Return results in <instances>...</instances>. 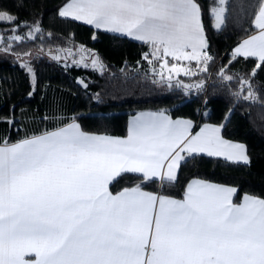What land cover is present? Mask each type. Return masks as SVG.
I'll return each instance as SVG.
<instances>
[{
    "label": "snow or ice",
    "instance_id": "snow-or-ice-1",
    "mask_svg": "<svg viewBox=\"0 0 264 264\" xmlns=\"http://www.w3.org/2000/svg\"><path fill=\"white\" fill-rule=\"evenodd\" d=\"M214 12L219 29L224 9ZM59 15L150 45L144 59L163 61L169 73L151 69L160 77L154 83L186 94L202 90V82L174 80L172 73H196L178 63L168 67L166 59L196 61L204 71L213 59L197 0H71ZM16 20L0 11V22ZM252 23L258 34L239 44L232 60L256 57L264 64V4ZM30 27L29 37L41 31ZM91 65L104 70L98 56ZM21 67L35 79L30 63ZM245 86L247 99L251 84ZM192 127L160 110L138 114L124 138L87 133L73 118L52 131L0 141V264H264V198L245 194L236 202V187L206 180H193L180 199L144 190L153 180L175 182L192 154L250 162L245 145L221 136L223 126L195 134ZM122 174L141 180L114 194L109 186Z\"/></svg>",
    "mask_w": 264,
    "mask_h": 264
},
{
    "label": "trees",
    "instance_id": "trees-1",
    "mask_svg": "<svg viewBox=\"0 0 264 264\" xmlns=\"http://www.w3.org/2000/svg\"><path fill=\"white\" fill-rule=\"evenodd\" d=\"M68 1L0 0V11L17 17L15 23L0 22V141L14 142L73 118L86 132L124 136L131 115L166 110L174 118L193 120L195 129L204 123L223 126L225 138L245 144L250 162L192 154L181 164L175 182L153 180L144 185L145 190L182 198L189 182L199 178L236 187V202L245 194L264 198V64L254 57L232 60L231 54L255 31L252 22L264 0H226L224 25L219 29L213 24L212 10L220 0H197L213 59L206 71L174 79L202 82V90L194 88L187 94L154 83L160 77L151 69L157 70L159 63L144 59L152 51L150 45L61 17L60 9ZM37 24L41 31L29 37L30 26ZM13 28L17 31H10ZM13 35L22 39H10ZM89 51L103 62V71L92 67L85 53ZM25 61L35 79L21 67ZM222 75L233 79L227 82ZM244 81L251 84L247 99L242 98L249 96V89L241 87ZM241 91L242 96L234 95ZM140 180V174H122L110 189L116 193Z\"/></svg>",
    "mask_w": 264,
    "mask_h": 264
},
{
    "label": "crops",
    "instance_id": "crops-1",
    "mask_svg": "<svg viewBox=\"0 0 264 264\" xmlns=\"http://www.w3.org/2000/svg\"><path fill=\"white\" fill-rule=\"evenodd\" d=\"M71 2V0H69L67 3H70ZM225 2H226V0H223V2H220V4L218 5V7H214L213 8V10H212V14H213V24H216V17H215V12H214V10L215 9H218V8H220V7H223V9H224V12H223V14H222V18H223V23L221 24V26H220V28L224 25V14H225ZM66 3V4H67ZM263 4H264V2H263ZM65 6V5H64ZM63 6V7H64ZM62 7V8H63ZM61 8V9H62ZM60 9V10H61ZM67 18H71V19H74V18H72V17H67ZM75 20V19H74ZM78 21V20H77ZM80 22H82V23H85V22H83V21H80ZM87 24V23H86ZM92 27H94L93 25H91ZM95 28V27H94ZM99 30H103V31H107V30H104V29H99ZM107 32H110V33H114V32H111V31H107ZM114 34H117V35H120V36H124V37H127V38H129V39H131V40H134V41H138V42H142V41H139V40H136V39H134V38H132V37H129V36H127L126 34H123V33H114ZM258 34V29L255 27V31H253L251 34H249L247 37H245V38H243L241 41H239L233 48H232V51H231V54L233 53V50L239 45V44H241L244 40H247L250 36H254V35H257ZM254 58H256V57H254ZM155 58H149V60L150 61H153ZM166 59L169 61V63L168 64H174V63H178V64H186V66L188 65V67H190V68H192V69H194V68H198L197 69V71H195V73H197V72H199V71H202V70H204V66H200L196 61H192V62H188V61H179V62H177V61H175L172 57H166ZM156 60V59H155ZM173 60V61H172ZM161 64H163V61H160L159 62V67L157 68V73H160L161 71H162V69H161V67H160V65ZM159 70V71H158ZM163 71H166L167 72V75H169V73H168V69H166V68H164V70ZM172 74H174V73H172ZM163 75L164 76H166L165 75V73L163 72ZM180 75H182V74H179L178 76H180ZM157 111H160V110H145V111H140V112H138V113H136V114H134V115H131L130 117H129V119H128V131H129V127H130V125H131V123H132V121L134 120V118L135 117H137L138 116V114H140V113H146V112H157ZM166 114L167 115H169V116H171L170 114H168L167 112H166ZM172 117V116H171ZM173 119H182V120H190V121H192V125H193V127H192V129H191V131L193 132V134H195L196 132H199L200 131V129L202 128V127H204L205 125H208V126H216V127H220L221 125H218V124H213V123H204V124H202V125H200L198 128H196L195 129V122L193 121V120H191V119H189V118H184V117H177V118H174V117H172ZM72 122V120L71 121H68V122H66V123H61V124H59V125H57V126H55V127H50V128H48V129H45V130H43V131H39V132H34V133H31L30 135H28V136H26V137H24V138H27V137H31V136H33V135H39V134H42L43 132H45V131H52V130H55V129H57V128H59V127H63L64 125H66V124H68V123H71ZM75 122L76 123H78L76 120H75ZM79 124V123H78ZM80 125V124H79ZM84 131V130H83ZM86 132V131H85ZM87 133H90V134H95V135H107V136H112V137H121V138H124V137H127V135H128V132H127V134L126 135H124V136H118V135H112V134H106V133H96V132H87ZM220 134H221V136L225 139V140H228V141H231V142H233V143H237V144H243V145H245L244 143H242V142H238V141H233V140H230V139H227V138H225L224 136H223V134H222V127L220 128ZM23 139V138H22ZM20 140V139H19ZM18 141V140H17ZM14 142H16V141H14ZM10 143H12V142H10ZM247 149V148H246ZM198 154H202V155H207L206 153H198ZM208 156V155H207ZM211 157H214V156H211ZM217 158H222V159H224V160H228V159H226L225 157H217ZM228 161H232V162H237V163H245L244 161H236V160H228ZM193 180H203V179H199V178H195V179H192L189 183H191ZM207 181V180H206ZM211 182V181H210ZM212 183H214V184H218V183H215V182H212ZM220 185H223V184H220ZM225 186H230V185H225ZM231 187H234V186H231ZM109 188H110V186H109ZM145 190V189H144ZM110 191H111V189H110ZM145 191H147V190H145ZM148 192H151V191H148ZM115 194V193H114ZM176 199H180V198H176Z\"/></svg>",
    "mask_w": 264,
    "mask_h": 264
},
{
    "label": "rangeland",
    "instance_id": "rangeland-1",
    "mask_svg": "<svg viewBox=\"0 0 264 264\" xmlns=\"http://www.w3.org/2000/svg\"><path fill=\"white\" fill-rule=\"evenodd\" d=\"M220 2H221V0H220ZM220 4V3H219ZM218 7V6H217ZM216 23H217V21H216ZM215 25V24H214ZM13 36H19V37H21V39H22V35H13ZM12 36V37H13ZM20 39V40H21ZM0 40H1V34H0ZM13 40V39H12ZM85 53H87L88 54V56H90V59L92 60V58L94 57V56H96L92 51H89V52H85ZM160 54L159 53H157V56H159ZM154 58V57H153ZM155 60V59H154ZM173 61V60H172ZM173 64V63H172ZM172 64H168V67H171V65ZM187 64V63H186ZM186 64L184 65V64H179L181 67H183L184 69H186V70H191L192 72H195V71H197V69L198 68H194V69H192V68H190V67H188V65L186 66ZM200 66H204L202 63L201 64H199ZM205 67V66H204ZM166 69H168V68H166ZM164 70V68L162 69V73L164 72L165 73V75L166 76H164L165 78H167V72L166 71H163ZM159 71V70H158ZM180 74H182V75H184V73L183 72H181ZM172 76L174 77V79H176V78H178L179 76L177 75V74H172ZM181 76V75H180Z\"/></svg>",
    "mask_w": 264,
    "mask_h": 264
}]
</instances>
